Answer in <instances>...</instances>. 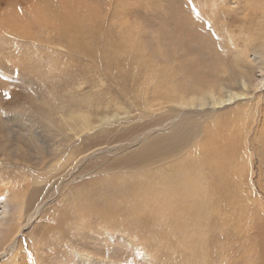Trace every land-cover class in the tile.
<instances>
[{
    "label": "rangeland",
    "instance_id": "374dc122",
    "mask_svg": "<svg viewBox=\"0 0 264 264\" xmlns=\"http://www.w3.org/2000/svg\"><path fill=\"white\" fill-rule=\"evenodd\" d=\"M210 1L212 7L209 0H0V264L193 262L194 253L165 248L154 235L161 228L149 223L154 218L145 209L110 208L105 215L75 211L101 198L87 194L101 189L104 181L116 188L127 182L126 173H134L127 168L135 162L127 155L146 138L169 131L186 115L206 118V111H191L161 123L137 119L136 111L143 108L136 110L139 100L129 90L135 75L163 72L165 66L166 72H196L192 80L202 86L213 77L231 84L233 78L226 74L234 61L235 77L245 71L244 55L264 62V42L259 40L264 18L258 19L264 0ZM226 6L233 10L225 12ZM238 25L249 41H257L241 39L237 48L230 47L223 27ZM257 92L256 102L264 103V87ZM112 111L121 116L113 125H98L78 136L67 129L78 124V112L95 123V116ZM263 113L257 109L250 116L255 120L251 138ZM149 123L153 125L146 128ZM244 142L232 166L242 180L239 199L253 213V225L248 214V219L237 218L238 227L245 228L240 234L209 231L207 239L221 252L213 251L201 264H228L231 258V264H247V254L241 253L247 243L255 246V264H264V221L259 220L264 218V152L261 138ZM112 198L116 202L118 196ZM134 204L138 208L139 201ZM204 206L217 210L215 199L212 207ZM148 231L154 233L148 237Z\"/></svg>",
    "mask_w": 264,
    "mask_h": 264
},
{
    "label": "bare ground",
    "instance_id": "6f19581e",
    "mask_svg": "<svg viewBox=\"0 0 264 264\" xmlns=\"http://www.w3.org/2000/svg\"><path fill=\"white\" fill-rule=\"evenodd\" d=\"M250 2L251 0H247L246 4ZM220 4L222 7L224 6L222 1H220ZM209 6L212 7L210 0ZM229 7H224V11L233 10V8ZM240 7H236L235 10H239ZM263 10L259 12L258 19L260 20L264 18ZM218 11L220 12L219 9ZM240 27V25L228 28L223 27L224 35L229 40V46L234 49L238 47L237 42L241 39L249 41L248 33L246 31L241 32ZM260 30L262 31V39L259 40L264 42V32L261 28ZM212 31H215L214 28ZM256 41L249 42L255 43ZM241 61L245 71L236 77L234 75V65L237 63L234 61L228 67L231 68V72L226 74V79L233 78L231 84L226 80L213 77L204 79L205 85L202 86L201 83L192 80L196 76V72H191L192 75L190 76L182 72H166L169 68H165L163 64L162 66L166 69L164 70L165 72H141L140 75H135L138 78L132 80L129 90L135 93L136 96L134 98L139 100V105L135 103L136 110L137 106L143 108L141 111H136L137 119L145 117V119H148L151 117L158 120L155 123H161L170 119L173 114L176 116L180 113L184 112L187 114L191 111H206V118L204 117L205 119L202 120V117L197 115L196 117L186 115L179 120L177 119L169 127V131L158 132L152 135L154 138L150 140L146 138L139 144L137 149L127 155L129 158L135 159L133 165H130L129 168L125 167L128 170H134L133 174L126 173L129 176L127 182L120 184L116 188L111 184H105L104 181L101 183V189L96 190L95 188L93 194H87L90 198L94 195L101 198L85 206L86 202H84V199L82 201V203L84 202L83 206L76 208L77 210L75 209L76 211H74L80 215H84L85 210L89 214L94 212L95 214L102 213L105 215L110 208H114V210L126 209L135 213L145 209V215L154 218L149 223L158 225L161 228L160 233L157 232L155 234L148 231L146 236L149 237L154 233L156 237L163 239L161 243L165 244V248L176 247L178 251L186 252L187 254L194 253L193 257H196L192 259L193 262L191 264L205 263L206 260L204 261V259L208 258L206 257L207 255L213 251L221 252V248H216L212 244V240L207 239L209 231L213 230L216 233H234L237 235L245 229L241 228V226L238 227L237 218L248 219V214L250 219L253 217V213L248 212L239 199V187H241L239 182L242 180H240L238 171L234 168L236 167L235 163L238 162L237 153L239 154V150H242L244 141L254 142L255 138H261V153L264 152V113L257 128L253 129L256 132L255 138L248 136L255 121L250 116L257 109L258 111H264V103L258 104L256 102L258 101L256 98L257 91L264 87V77L255 75L256 70L261 75L264 74V62L250 55H244ZM154 64L156 65V63ZM219 67L221 69V66ZM224 67H227V65L222 67L221 72H226V68L223 69ZM221 72L218 73L220 74ZM181 76L185 77L183 82H179L178 78ZM228 76L229 78H227ZM233 83H236V85L233 86ZM248 107L251 109L250 113L248 112L249 116L247 114ZM227 108L229 109L225 112L224 110H227ZM118 112H105L99 115L98 118L95 116L98 119L95 123L90 121L89 114L78 112L76 114L79 119L78 124L76 126L68 125L67 129L76 136L80 131H86V129L98 125H113L116 120L119 121V118H121ZM248 119L251 120L250 123ZM151 125L153 123H149L146 128ZM142 128L144 129V127ZM246 136L248 137L246 138ZM39 150H43V148ZM232 164H234V167ZM121 165L124 167V163ZM120 169L122 170L121 167ZM106 176L105 174V178ZM107 178L112 177L108 176ZM137 179L141 182L140 184H138ZM209 186L216 188L217 192H209L207 189ZM115 195L118 196L116 202L112 198H115ZM212 199H215V208L217 209L214 211L206 209L204 206L206 202L208 207H212ZM136 201H139L138 208L134 204ZM203 208H205V211L202 210ZM20 209L21 206L19 211ZM125 219L127 220V218ZM218 219H222L221 223H219ZM259 220L264 221V218ZM131 225L134 227L126 226L137 230V224L131 222ZM250 225H253L252 219ZM249 231L254 233L251 228H249ZM3 239L6 240L4 236L1 241ZM242 252L247 254V264H255L259 260L255 253V246L252 243H247L245 251L242 250ZM231 261L232 258L227 263L231 264Z\"/></svg>",
    "mask_w": 264,
    "mask_h": 264
}]
</instances>
